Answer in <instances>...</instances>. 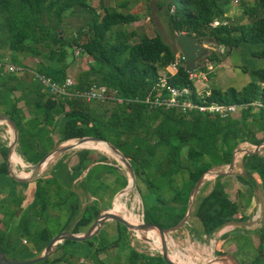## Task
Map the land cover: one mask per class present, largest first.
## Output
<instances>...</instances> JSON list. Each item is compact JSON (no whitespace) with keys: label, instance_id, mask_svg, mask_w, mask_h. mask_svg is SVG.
<instances>
[{"label":"trees","instance_id":"1","mask_svg":"<svg viewBox=\"0 0 264 264\" xmlns=\"http://www.w3.org/2000/svg\"><path fill=\"white\" fill-rule=\"evenodd\" d=\"M232 1L169 0L170 28L179 36L186 33L213 42L229 52L245 43L264 44V0H254L258 8H245L244 15L250 20L246 25H234L228 17ZM92 2L0 0V108L5 109L3 115L12 117L17 124L18 150L29 164L40 162L57 144L84 137L99 138L114 145L134 168L144 204L145 222L164 229L174 227L186 216L191 192L205 173L229 165L241 143L258 146L264 142V70L254 71L257 81L241 89L233 86L224 90L213 88L209 97H201L191 74L186 71L182 53L178 56L159 34L150 37L135 29H126L138 18L133 13L121 11V6L109 7L99 0V7L104 11L101 13ZM242 6H245L244 2ZM122 7L125 8L126 3ZM68 16L82 20L71 37L63 29ZM215 22L219 24L215 26ZM136 39L138 41L133 43ZM12 53L21 54L24 59L38 60L39 65H34V69L24 65L23 76L5 75V58L9 57L13 64L22 66ZM83 55L91 58L93 64L76 82L77 87L83 89L94 83L106 85L126 99L124 104L113 100L94 102L103 109L100 112L92 103L80 98L62 100L45 92L37 74L64 82L70 68L68 60ZM259 57L264 58V51ZM204 59L221 63L216 52H210ZM177 62L175 74L166 72ZM204 66L202 69L205 70ZM237 68L248 73L245 68ZM93 72L97 78L92 79ZM208 76L214 75L210 73ZM162 80L166 82L164 89L160 86ZM171 88L190 89L191 99L199 103L235 104L245 108L237 116L221 117L196 111L167 110L134 101L159 91L165 95ZM55 133L60 136L58 143L53 137ZM54 154L48 156L41 167ZM77 158V163L71 165L65 157L42 177L22 182L11 175L9 145L0 142V249L9 258H18L19 249L27 250L26 259L42 254L53 236L47 225L38 232L33 233V230L39 221L47 224L48 215L52 214L50 211H69L67 226L77 222L73 233H85L102 212L105 197H101L100 192L107 191L110 176H114V184H123L121 190L128 185L129 199L127 177L120 173L116 162L107 157L98 158L91 150L78 152ZM10 159L14 176L31 177L21 170L19 156L13 149ZM242 164L246 175L238 174L236 178L240 185L248 188L246 203L250 207L258 197V183L264 191V156L246 154ZM84 173V194L96 200L83 210L74 183ZM120 191L113 193L111 199ZM242 196L243 192L238 188L231 197L227 178L219 176L210 192L197 198L193 216L201 223L206 236L212 237L226 226L251 220V215L246 213L247 207L241 202ZM119 215L126 219L123 211ZM116 225L118 238L112 243L99 241L103 230L94 237L99 241L94 252L96 264L104 263L100 260L101 255L110 248H118L129 236L124 225L118 222ZM67 226L63 231L68 230ZM152 232L158 234L155 230ZM245 237L251 242L252 256L241 263L264 264V222L255 236L234 238L225 234L217 241L215 252L217 255H235L241 250L236 241L240 243ZM23 239H29L35 250L25 246ZM226 242L228 248L222 249ZM67 243L91 241H65L58 246L57 252ZM207 248L208 244L201 239L193 243L188 237L186 242L178 241L168 246V251L176 263L207 264ZM156 250L162 251V248ZM63 261L61 256L53 263ZM127 264L167 263L160 254L150 255L131 246Z\"/></svg>","mask_w":264,"mask_h":264},{"label":"rangeland","instance_id":"2","mask_svg":"<svg viewBox=\"0 0 264 264\" xmlns=\"http://www.w3.org/2000/svg\"><path fill=\"white\" fill-rule=\"evenodd\" d=\"M104 4L109 7H120L119 8L123 12H130L133 13L137 16L138 21L134 23L131 26L125 27L126 29L129 30H137L138 33H144L147 34L150 37H155L157 34L161 35L163 39L172 46V48L176 51L177 55L180 56L181 49L177 43V38L179 37L178 34L173 33V31L170 28L169 25V11H168V4L169 0H103ZM242 2L245 3V6H242ZM126 3V7H122V5ZM92 6H96L97 10L101 13L104 11L99 7V0H93L91 3ZM258 8L257 3L254 0H233L231 2V5L229 6V11H228V17L231 19L232 23L234 25H246L250 22L248 17L244 15L245 8ZM82 23V20L76 16H68L67 19L65 20V23L63 25V29L65 30V33L67 36H74L76 30L80 27ZM74 33V34H73ZM70 36V37H71ZM138 39L134 40L133 43H136ZM200 44L203 45L209 52H216L218 56L221 59V63H213L211 62L215 67L219 65H224V69L222 70L224 75L222 76L223 80V85L221 83V78L219 77V73H217V69L214 68L215 72H213V77L209 78L208 77V90H211L213 88L215 89H226L229 86H233L235 88H242L244 85L254 81H257V78L255 75H253L254 71L257 70H264V58H260L259 54L264 51V44H249L245 43L242 44L238 49H234L231 51V53L228 54L229 50L224 49L223 47H220L216 45L213 42H209L207 40H200ZM12 57L15 59L19 60L22 66L25 65L24 63V56L21 54H16L12 53ZM206 58V57H205ZM204 59V58H203ZM32 61L33 65H39V61L30 58ZM11 60L7 58V63H10ZM208 60H203L200 62V65H206L209 66ZM68 63H70V68L67 71V77L74 78L76 82H78L79 78L84 76L86 72L89 70L90 64H93V61L91 58L88 56H76L75 59L68 60ZM231 64H237L239 67H242L243 69L245 68L248 73H244L241 69H236L235 73L231 71ZM223 65L221 67H223ZM5 69L7 70V67L5 65ZM220 72V70H219ZM25 73H16L15 75L18 76H23ZM163 74H165L163 72ZM92 79L97 78V75L95 72L91 73ZM235 81V83H234ZM237 81V82H236ZM243 83V84H242ZM196 87L197 89L201 90L204 88V86L201 83L196 82ZM20 95V93H18ZM94 106H96L98 103H92ZM96 104V105H95ZM23 105V103H21ZM100 112H103V109H100L99 106H96ZM6 108V107H5ZM7 109V108H6ZM5 109L3 107L0 108V115L4 114L3 112ZM239 115V113H236L235 116ZM13 134H16L15 129L13 126L8 122V121H3L0 122V142H3L4 144L9 145L13 141ZM17 135V134H16ZM55 142H59L60 136L58 133H55L53 135ZM18 142V141H17ZM66 142H62L60 144H57L55 148L50 152L53 154L56 149L61 148ZM264 143V142H263ZM18 145V143H17ZM16 146V145H15ZM19 148V146H18ZM238 148H244L246 150H253L255 148V145H252L248 142H243L240 144ZM83 150H91L96 153L98 158L102 157H107L110 160L116 162V166L119 168L120 173L126 175V169L111 155L104 153V152H99L97 150H92V149H80V150H72L69 151L65 154H57L61 155L58 156L56 159L58 160L59 158H62L66 156V159L70 162L71 165L75 164L78 161L77 158V153ZM11 154V153H10ZM245 153H240L236 156V162L233 168H230L229 165L222 166V167H216L212 171H222V172H230L228 175L225 177L227 178L228 182V192L233 197L237 189H241L243 192V196L241 197V202L245 207H247V214L251 215V220L248 221L245 224H231L227 227H230L228 229L224 228V232H219L216 235V240L213 237H208L204 233L203 227L201 223L194 217L192 216L189 220V222L179 231L171 233L176 239L180 241H185L187 240L188 237H190L193 241V243H196L198 239H201L203 243H206L208 245H213V242L215 241L214 244V256L215 258L219 257L220 255H217L215 252L216 250V244L217 241L219 240V237L224 236L225 234L231 235V237L235 236H255L256 231H258L263 222H264V211L262 208V202L259 197H256L254 200V207H248L246 203V198L248 197V192H247V187L240 185L238 183V180L236 176L238 174H243L246 175V172L242 169V156ZM260 154L264 156V144L263 147L260 150ZM47 155V154H46ZM45 155V156H46ZM44 156V157H45ZM43 157V158H44ZM56 162V161H55ZM53 166L46 172L48 173L53 167ZM9 163H10V169L12 170V162L9 156ZM30 168L27 169V172H32V166L35 164H29ZM45 173V174H46ZM44 175V174H40ZM36 174H33L32 177L28 179V181H23V182H32L31 178L40 176ZM128 180V178H127ZM114 176L109 177V184L106 192H100L101 197L104 195V204H102V212L111 209V211L115 214H121V212L125 210V206L128 203V197H127V189L119 193L118 195L116 194L113 198L111 199L112 194L115 193L116 191H120L123 187V184L118 183L114 184ZM137 181V180H136ZM213 184H209L206 188L202 190V192L199 194V197H202L206 194H208L213 187ZM140 188L142 190V193L144 194V189L143 186L140 184ZM137 192L139 196L141 197L138 187H137ZM87 196V197H86ZM83 193L82 199L83 203H91L95 201L96 199L93 197H88ZM88 201H87V199ZM111 199V200H110ZM142 200V197H141ZM50 216L48 215V222L45 224L43 221H39V223L36 224L35 229L33 230V233L36 231H40L47 225L49 231L51 232L53 238L60 234L63 229L66 228L67 223H68V217H69V211L63 210H54ZM141 214L144 220V204L142 200V210ZM145 222V220H144ZM69 230H73L74 227L69 225L67 226ZM118 229L116 222H108L106 223V226L103 228V232L100 237H98L99 241H103L106 244L112 243L118 235ZM222 231V230H221ZM87 232V231H86ZM136 232L137 231H128L129 236H126L120 243L118 248H110L108 249L104 254L101 255L100 260L104 263L102 264H127L130 251H131V246L134 248H137L138 251L147 253L150 255H158L161 253L160 250L153 249L152 244H149L145 239H138L136 237ZM138 232H144V231H138ZM146 232V231H145ZM167 237V236H166ZM162 240L160 235L158 234V240ZM26 240V243H25ZM239 240V239H238ZM91 243H80V244H75V243H67L65 244L61 250H59L57 253L55 252L53 255H51L49 258H47L45 261L36 263V264H96L94 261L95 259V249L99 244V241L97 239L95 240L94 238L90 239ZM242 242L237 243L236 241V246L238 245L241 247L240 252L235 253L234 256L240 260V262H244L247 259H250L252 256V245L249 240V238H244L241 240ZM93 243V244H92ZM23 244L27 247H29L32 250H35L33 247V244L29 239H23ZM95 245V246H94ZM227 242L226 244L224 243L222 246V249L227 248ZM58 249L60 247H57ZM57 249V250H58ZM26 252L27 250H21L19 249L17 251L16 256L18 258H10L13 260H27L26 259ZM63 257L64 261L63 262H56L53 263V260L57 257ZM207 257V256H206ZM82 259L85 261L82 262ZM101 264V263H100Z\"/></svg>","mask_w":264,"mask_h":264},{"label":"water","instance_id":"3","mask_svg":"<svg viewBox=\"0 0 264 264\" xmlns=\"http://www.w3.org/2000/svg\"><path fill=\"white\" fill-rule=\"evenodd\" d=\"M177 43L181 49L182 55H183V59H184V63L186 66V71L188 73H193L196 72L199 69V65H200V61L207 57L209 55L208 50L200 44V40L199 38H193L192 36H190L189 34H181L178 38H177ZM3 121H8L13 128L16 131V140H13L10 144H9V156L11 153L12 148L15 146V143L19 140V129L17 124L15 123V121L12 119V117L8 116V115H0V122ZM79 140L81 142H85V141H101V142H105L110 144V146L112 147V149L117 152L118 154H120L123 158L124 163L126 164L127 168L129 169L130 173L132 174V176L136 179V175H135V171L134 168L132 166V164L130 163V161L128 160L127 157H125L114 145H112L111 143L104 141L102 139L99 138H95V137H84V138H80V139H76ZM263 144H260L258 146H255L254 150H244L242 148H237L234 152V158L232 160V162L229 164L230 168H233L235 163H236V156L240 153H243V151H245L242 156V159L244 157V155H251V154H260V150L263 147ZM70 149L68 147H61L55 150L54 153L57 154H62L65 153L67 151H69ZM51 153H48L44 158H42V160L40 162H38L37 164H35L32 167V173L36 174L37 171L40 169V167L43 165V163L45 162V160L48 158V156H50ZM10 166V163H9ZM11 167V166H10ZM242 169L245 171V167L242 164ZM11 175L19 180V181H28L29 178H17L16 176H14L12 174V170L10 169ZM212 172V170H210L209 172L205 173L200 179L199 181L196 183V185L194 186L192 192H191V196H190V201H189V207H188V211L186 216L183 218V220L177 224L174 227L168 228V229H164L162 227H160L157 224H152V223H146L144 222L143 224H132L130 222H128L125 218H123L122 216L115 214L111 211V209L106 210L104 212H101L96 220L94 221V223L92 224V226L87 230V232L83 233V234H74L72 230H66L61 232L60 234L56 235L54 238H52V240L49 242V244L47 245V247L45 248V250L42 252L41 255L32 258V259H27V260H13L10 259L1 249H0V264H36L42 261H45L47 258H49L51 255H53L56 250L57 247L62 244L65 241H73V242H86L92 238H94L95 236H97L100 231L102 230L103 226L108 223V222H118L122 225H124L128 231H152L155 230L158 232V234L160 235V237L162 238V251L160 253V255L162 256V258L164 259V261L167 264H180V263H176L175 261H173L170 258V254L168 251V245L166 242V236L170 235L171 233L177 232L180 229H182L190 220V218L193 216V212H194V203H195V198L198 195L204 179L206 177V175L208 173ZM246 172V171H245ZM230 172H222V171H217L216 172V178L219 176H226L228 175ZM243 175V174H240ZM41 176H37V177H33L31 178L32 181L36 180ZM128 187V185H127ZM126 187V188H127ZM125 188V189H126ZM125 189L121 190L120 192L117 193V195L119 193H121L122 191H124ZM256 192H257V196L261 199L262 202V208L264 211V191L261 187V185L258 183L257 187H256ZM77 224V222H75V224L73 225V227H75ZM215 261L217 263L220 264H242L240 262V260H238V258L236 256H234L233 254H223L220 255L219 257H217L215 259ZM181 264H185V263H181ZM210 264V263H209Z\"/></svg>","mask_w":264,"mask_h":264},{"label":"built area","instance_id":"4","mask_svg":"<svg viewBox=\"0 0 264 264\" xmlns=\"http://www.w3.org/2000/svg\"><path fill=\"white\" fill-rule=\"evenodd\" d=\"M219 22H215L217 26ZM7 67V74L25 73L26 68L18 64L8 63L5 61ZM178 62L167 68L166 72L170 74H175L177 72ZM204 66V65H203ZM202 65H199V69L196 72L190 73L191 79L195 84L197 94L201 97H209L211 95V90H208V74L213 73L215 66L209 62V66H204L205 70L202 69ZM166 72H164L166 74ZM36 78L43 84L45 92L49 95L58 99H68L72 100L74 98H80L87 103H107L109 100L116 101L119 104H124L126 99L118 96L117 91L112 92L106 85L94 83L83 89L77 87V83L74 78L68 77L64 82H57L52 78L37 74ZM196 82L201 83L204 88L199 90L196 87ZM163 89L166 86L165 80H162L160 85ZM159 91V90H158ZM192 92L188 88L177 89L171 88L167 94L163 95L162 91L158 94H151L145 99L141 100L137 98L136 102H142L150 105L151 107L165 108L167 110L178 109L184 113L199 112L202 114L218 115L221 117H227L230 115H235L241 112L245 106L244 105H228L213 103L208 104L206 102L199 103L191 99ZM26 243V240H25ZM85 260L82 259V262Z\"/></svg>","mask_w":264,"mask_h":264},{"label":"bare ground","instance_id":"5","mask_svg":"<svg viewBox=\"0 0 264 264\" xmlns=\"http://www.w3.org/2000/svg\"><path fill=\"white\" fill-rule=\"evenodd\" d=\"M13 140H16V135L13 134ZM16 146H14L12 149L17 152L18 156H19V161H20V167L21 170L29 175V176H33L32 172H27V169L30 168V166L28 165V163L25 161V159L23 158L22 155H20L19 150H18V145L17 142L15 143ZM62 147H68L70 150H80V149H92V150H97L99 152H104L107 153L111 156H113L125 169H126V174H127V178H128V184H129V189H130V196H129V200L128 203L125 206V210H124V214L126 219L128 220V222L132 223V224H143L144 220L141 214V210H142V200L141 197L139 196L138 192H137V181L136 179L132 176V174L130 173L129 169L127 168L126 164L123 161V158L120 154H118L117 152H115L112 147L110 146V144L105 143V142H101V141H85V142H81L79 140H72L69 141L67 143H65ZM243 149V148H242ZM255 149V148H254ZM253 149V150H254ZM67 151V152H69ZM65 152V153H67ZM62 153V154H65ZM58 156L61 155H57L56 153L51 157V159L49 160V162L43 166L40 167V169L37 171V175L40 174H45L52 166L53 163L55 162L54 166L63 158H65L66 156L59 158L58 160L56 159ZM33 167V166H32ZM216 172L217 171H212L210 173H208L204 179L203 185L198 193V195L195 198V203L197 198L199 197V194L202 192V190L204 188H206L209 184H212L213 182H215L216 179ZM41 176V175H40ZM212 189V188H211ZM194 203V205H195ZM195 208V206H194ZM227 227V226H226ZM224 227V228H226ZM223 228V229H224ZM230 227H227L226 229H228ZM222 231L220 230L219 232H224L225 230ZM215 233L214 236H212V238L214 237L216 240V235L219 233ZM136 237L139 239H145L149 244H152L154 249H160L162 248V240H158V234L152 232V231H144V232H136ZM211 238V237H210ZM180 240L176 239L173 235H167L166 237V242L168 246H171L173 244H175L176 242H178ZM214 244L215 241L213 242V245H208L207 248V264H220L217 263L215 261V256H214Z\"/></svg>","mask_w":264,"mask_h":264},{"label":"crops","instance_id":"6","mask_svg":"<svg viewBox=\"0 0 264 264\" xmlns=\"http://www.w3.org/2000/svg\"><path fill=\"white\" fill-rule=\"evenodd\" d=\"M229 53H231V51L229 52ZM7 58H9V57H7ZM7 58H5L4 59V63H5V61L7 62ZM1 63V62H0ZM10 63H12V62H10ZM24 63H25V65L27 66V67H29V68H32V69H34V65H33V63H32V61L30 60V59H25L24 60ZM8 64V63H7ZM5 65H6V63H5ZM222 65H223V63H222ZM222 65H219V66H217V67H215L216 69H217V73H219V77L221 78V83H222V86H224L223 85V80H222V76L224 75V73H223V69H224V65H223V67H221ZM238 67V65L237 64H231V71L233 72V74L236 72L235 70L236 69H238L237 68ZM219 70H220V72H219ZM5 75H7V72H6V69H5ZM215 72V71H214ZM237 82V81H236ZM234 83H235V81H234ZM243 84V83H242ZM245 86V85H244ZM243 86V87H244ZM230 87V86H229ZM228 88V87H227ZM239 89H241V88H239ZM224 90V89H223ZM77 163V162H76ZM75 163V164H76ZM74 165V164H73ZM86 176V173H84L78 180H76L75 181V183H74V190L80 195V197H81V200H82V209L84 210V208H85V206L88 204V202H86V203H83V199H82V196H83V193H85L84 192V190L82 189V183L84 182L83 181V179H84V177ZM86 196V195H85ZM87 197V196H86ZM87 199V198H86ZM88 200V199H87ZM255 206V204H254V201L251 203V207H254ZM250 215V214H249ZM106 225H104L103 226V228L105 227ZM103 228H102V230H103ZM69 230V229H68ZM101 230V231H102ZM100 231V232H101ZM81 234H83V233H81ZM221 237H219V239H220ZM60 246V245H59ZM227 248H228V245H227ZM58 249V248H57ZM57 251V250H56ZM57 253V252H56Z\"/></svg>","mask_w":264,"mask_h":264}]
</instances>
